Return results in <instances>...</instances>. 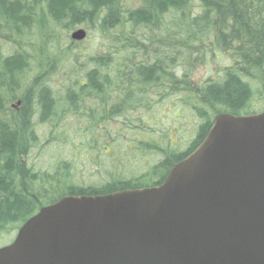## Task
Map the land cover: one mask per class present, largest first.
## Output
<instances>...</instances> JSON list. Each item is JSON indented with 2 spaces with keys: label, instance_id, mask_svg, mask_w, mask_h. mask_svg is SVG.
<instances>
[{
  "label": "trees",
  "instance_id": "obj_1",
  "mask_svg": "<svg viewBox=\"0 0 264 264\" xmlns=\"http://www.w3.org/2000/svg\"><path fill=\"white\" fill-rule=\"evenodd\" d=\"M82 26L106 40L105 53L82 57V41L71 35L62 46L63 32ZM218 51L231 65L218 78L192 81ZM61 69L68 82L57 91L51 76ZM257 101H264V0H0V240L13 234L10 244L26 220L63 197L161 184L217 115L264 112ZM183 113L197 119L185 146L172 133ZM38 123L49 125L48 145L87 142L108 154L97 169L109 170L106 179L78 178L61 152L49 168L32 164ZM112 132L122 136L117 144Z\"/></svg>",
  "mask_w": 264,
  "mask_h": 264
},
{
  "label": "water",
  "instance_id": "obj_2",
  "mask_svg": "<svg viewBox=\"0 0 264 264\" xmlns=\"http://www.w3.org/2000/svg\"><path fill=\"white\" fill-rule=\"evenodd\" d=\"M0 264H264V112L217 115L159 185L43 206Z\"/></svg>",
  "mask_w": 264,
  "mask_h": 264
},
{
  "label": "rangeland",
  "instance_id": "obj_3",
  "mask_svg": "<svg viewBox=\"0 0 264 264\" xmlns=\"http://www.w3.org/2000/svg\"><path fill=\"white\" fill-rule=\"evenodd\" d=\"M79 28H83L87 31L86 37L83 40H81L82 42H80V44L78 46V48H80L79 53L83 54L82 57H84L86 55L85 54L86 52H88V53L94 52V54L105 53L106 50H104V49H107V48H105V46L107 44L106 40L103 37H101L97 33V31L94 30V31L88 32L87 28L84 26L79 27ZM73 32H74V30H72L69 33L63 32L64 38H63L62 46L65 45L66 42H68V36H70ZM217 54L218 55H216L214 59L210 60L208 58L207 63L195 67V69L192 73V81H195L198 83H203L208 78H218V76L221 73L222 68L231 65V62H230V60H228L227 55H225L224 53L219 52V51ZM82 57L79 56V58H82ZM82 59H84V58H82ZM65 66L66 67L70 66V63L68 62V64H66ZM65 74H66V71L64 72L61 69L59 72L54 73L53 76H51L52 78H51L50 83L55 90H57V91H59V90L63 91L64 90V84L66 82H68L67 78H66L67 75H65ZM256 104L258 106L264 107V101H257ZM11 106L18 108L20 106V102L16 99L14 102H12ZM170 106H171V103L166 105V107H168V108ZM169 113H170V116H174L175 108L173 109V111H171ZM166 116H164V117H166ZM183 116H184V118H180L178 120V122H176V126H175L174 121H163V123L166 124V127L172 126V125H174L175 127L180 126V130L178 132L175 131V128H174V130L172 132L173 133V140L178 141L179 138H181L184 141L183 146H185V143H187L189 140H191V138L194 134L195 125L197 124V119L193 114L188 116V115H186V113H183ZM38 124H40V123H38ZM80 124H77V125H80ZM69 126H71V125H69ZM101 126H103V124ZM120 126H121V124H119L118 122H113L112 127L114 129H109V130L117 131V128H120ZM72 127H73V125H72ZM166 127H165V129H166ZM38 128H39V133H40V142L38 143V146L32 152V155L30 158L32 164H35V166H37L39 168L41 166L43 168H47V167L49 168V166L51 164L55 163L52 159L53 155L61 152L60 153V154H62L61 157H65V158L67 157L68 159H70V158L73 159V161L75 163V164H73L74 165L73 172L76 173V176L78 178L86 179L88 182H91L92 184H97V183L103 182L106 179V178L104 179V176H105L106 171L109 172V170L102 168L101 169L102 171L100 173V171H97V169H99L101 167V165L110 162L111 159L110 158L108 159L107 156H104V155H108V154H103V155L94 154L93 151L92 152L90 151V148L92 145L90 144V146H87V144H86L87 142L81 143L80 141H77V145L71 144L70 142H67L66 145L63 144L65 146V148H64V146H61V144H57L56 142L48 145L47 140L51 136V135H48L49 125L40 124V125H38ZM74 128L75 127H73L72 129H74ZM72 129H70V130H72ZM112 134H113V138L116 141V144L118 143L117 140L121 141L122 136H119L118 134H115L113 132H112ZM54 136H56L55 133H54ZM51 141H52V139H51ZM108 141L110 144L113 143V141H111L110 138ZM102 145H108V144H104V142H103ZM118 147H122V142L119 143ZM99 159H105V160H102V162H99L98 161ZM12 238H13V234H10V235L3 237L0 240V247L5 246V244L8 245V243L12 240Z\"/></svg>",
  "mask_w": 264,
  "mask_h": 264
}]
</instances>
